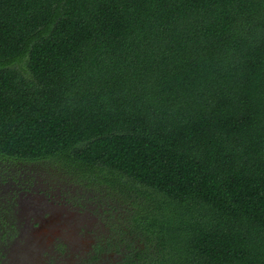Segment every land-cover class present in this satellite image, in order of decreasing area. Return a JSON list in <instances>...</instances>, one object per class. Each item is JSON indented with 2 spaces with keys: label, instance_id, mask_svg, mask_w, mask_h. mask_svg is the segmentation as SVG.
<instances>
[{
  "label": "trees",
  "instance_id": "1",
  "mask_svg": "<svg viewBox=\"0 0 264 264\" xmlns=\"http://www.w3.org/2000/svg\"><path fill=\"white\" fill-rule=\"evenodd\" d=\"M45 162L101 194L81 264H264V0H0V264Z\"/></svg>",
  "mask_w": 264,
  "mask_h": 264
},
{
  "label": "rangeland",
  "instance_id": "2",
  "mask_svg": "<svg viewBox=\"0 0 264 264\" xmlns=\"http://www.w3.org/2000/svg\"><path fill=\"white\" fill-rule=\"evenodd\" d=\"M28 172L30 176L27 180L25 176L15 177L20 191L14 210L18 237L6 246L4 264H81L92 245V232L95 230L103 235L108 231L95 216L79 217L76 211L78 207L95 210L97 200L94 198L101 194L88 196L89 189L83 188L81 183H73L75 180L47 162L28 165ZM8 182L11 183V180L8 179ZM31 186L37 194L27 196L22 193L25 187ZM11 188L12 185L8 187ZM46 195L54 196V204L46 203ZM58 204L62 207L68 205L69 212L60 210L62 207ZM33 223L36 225L34 228ZM103 259L100 264L110 263L109 255L106 254Z\"/></svg>",
  "mask_w": 264,
  "mask_h": 264
},
{
  "label": "flooded vegetation",
  "instance_id": "3",
  "mask_svg": "<svg viewBox=\"0 0 264 264\" xmlns=\"http://www.w3.org/2000/svg\"><path fill=\"white\" fill-rule=\"evenodd\" d=\"M22 174L24 173V171L22 170V172H21ZM25 174V173H24ZM18 176H21V175H18ZM23 176H25V179L27 180L28 179V177L30 176L27 172H26V174L25 175H23ZM9 180H11V183L10 182H7V186H10V185H12V188L11 189H13V190H15L16 188H17V186H18V182L17 181H14V180H12V178H9ZM18 181H19V184H20V186H22L23 184L22 183H20V179H18ZM28 191V192H24V191ZM24 191L22 192V193H25L27 196L28 195H31V194H37L35 191H34V188L31 186V187H25V189H24ZM39 195V194H38ZM46 197H47V199H44L45 201H46V203H53L54 204V196L53 195H46ZM54 206V205H53ZM58 207H62L61 205H57ZM67 207H68V205H63V207L62 208H59L60 210H62V211H64V212H69V209H67ZM92 211V210H91ZM76 214L79 216V217H81L82 215H88V214H90L91 215V217L93 218L94 217V215L90 212V211H87V210H85L83 207H78V210L76 211ZM89 217V216H88ZM98 219V218H97ZM99 220V219H98ZM51 221V220H50ZM46 223L48 222V221H45ZM32 227L34 228V227H36V225H35V223H33L32 224ZM84 229V228H83ZM82 229V230H83ZM95 231V230H94ZM52 231H50V233H51ZM88 233H90V232H88ZM52 236V234L50 235V237ZM92 236H94V233L92 234ZM50 240H54V238H49ZM92 243H94L93 242V240H92ZM92 251V245H91V247H90V249H89V251H88V254L90 253ZM88 254L86 255V257L83 259V261L85 260V259H87V257H88ZM103 255H105V254H103ZM116 256V255H115ZM117 257V256H116Z\"/></svg>",
  "mask_w": 264,
  "mask_h": 264
}]
</instances>
